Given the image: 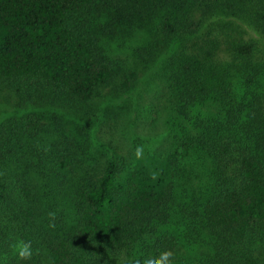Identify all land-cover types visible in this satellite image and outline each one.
Returning <instances> with one entry per match:
<instances>
[{
    "label": "trees",
    "instance_id": "trees-1",
    "mask_svg": "<svg viewBox=\"0 0 264 264\" xmlns=\"http://www.w3.org/2000/svg\"><path fill=\"white\" fill-rule=\"evenodd\" d=\"M263 42L264 0H0V264H264ZM156 65L180 146L88 171L98 107Z\"/></svg>",
    "mask_w": 264,
    "mask_h": 264
},
{
    "label": "rangeland",
    "instance_id": "rangeland-1",
    "mask_svg": "<svg viewBox=\"0 0 264 264\" xmlns=\"http://www.w3.org/2000/svg\"><path fill=\"white\" fill-rule=\"evenodd\" d=\"M250 36L260 40L253 33H250ZM115 55L120 60L125 57L123 52ZM160 72V66L156 65L149 72H145L144 76L137 75L134 87L126 95L98 107V119L90 138L89 152L93 160L88 165V171L94 165L104 162L114 151L129 162L128 164H135L147 157L161 160L178 149L182 132L189 131L190 125L177 118L178 124L182 123H172L175 113L168 103L164 79L157 75ZM13 102V98L3 90L0 94V121L18 114ZM137 146H143V155L139 159L135 156ZM83 158H89L86 149ZM177 220V227L173 224L171 227L178 232L180 240L186 242L182 233L190 228L192 222L182 215H179ZM184 223H187L186 229L183 227ZM198 243L195 239H190L188 247L202 256L204 250L199 248L198 251ZM184 245L182 246L186 247V244ZM186 250L187 248H182V252L189 256Z\"/></svg>",
    "mask_w": 264,
    "mask_h": 264
},
{
    "label": "clouds",
    "instance_id": "clouds-1",
    "mask_svg": "<svg viewBox=\"0 0 264 264\" xmlns=\"http://www.w3.org/2000/svg\"><path fill=\"white\" fill-rule=\"evenodd\" d=\"M142 155L143 146H137L135 150L136 158L139 159ZM11 247L19 260H28L33 255L30 242L18 240ZM138 264H175V257L171 250H165L160 252L159 255L146 256L142 262H138Z\"/></svg>",
    "mask_w": 264,
    "mask_h": 264
}]
</instances>
